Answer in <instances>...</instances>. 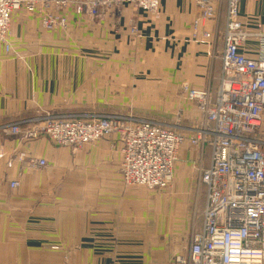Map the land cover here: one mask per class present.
I'll return each instance as SVG.
<instances>
[{
	"label": "crops",
	"instance_id": "obj_1",
	"mask_svg": "<svg viewBox=\"0 0 264 264\" xmlns=\"http://www.w3.org/2000/svg\"><path fill=\"white\" fill-rule=\"evenodd\" d=\"M50 10L65 17L66 35L44 30L38 15L22 11L11 18L10 41L22 60L7 57L0 46V122L47 111L116 112L105 107L114 99L128 101L133 118L183 126L201 122L183 87L215 95L223 46L213 23L205 28L210 39L202 37L201 29L193 32L199 14L194 0H161L158 15L124 6L99 21L72 9ZM240 14L262 19L263 4L244 1ZM133 26L138 37L130 35ZM66 40L78 49L106 54L109 61L100 66L36 55L48 49L61 52ZM255 50L250 44L247 55L254 57ZM145 101L151 104L138 108ZM119 145L118 136H111L71 154L45 138L18 145L0 136V264H174L184 248L186 257L195 198L201 192L204 196L198 177L208 166L207 152L183 143L172 195L160 199L124 186ZM20 153L26 156L18 161ZM32 158L46 166H31ZM11 182L19 186L12 189Z\"/></svg>",
	"mask_w": 264,
	"mask_h": 264
},
{
	"label": "built area",
	"instance_id": "obj_2",
	"mask_svg": "<svg viewBox=\"0 0 264 264\" xmlns=\"http://www.w3.org/2000/svg\"><path fill=\"white\" fill-rule=\"evenodd\" d=\"M194 1L199 14L193 32L201 29L202 37L210 39L205 28L213 23L223 46L215 95L208 89L183 87L186 99L202 116L199 126L175 129L118 114H46L0 125V133L17 137L20 143L48 138L72 154L88 143L118 136L125 184L151 191L171 187L179 149L188 142L206 151L209 163L198 177L205 200L199 228L190 235L186 257H179L177 263L264 264V139L259 137L264 114V0H252L263 3L262 19L241 16L240 5L249 0ZM160 5L161 0H0V45L10 52L8 31L18 9L36 10L41 27L52 31L65 30L66 19L51 8L60 12L72 8L77 15L99 21L124 6L158 15ZM129 32L139 35L135 26ZM253 43L256 50L250 57L247 49ZM29 163L46 166L44 160L33 158ZM10 186L15 189L18 183Z\"/></svg>",
	"mask_w": 264,
	"mask_h": 264
},
{
	"label": "rangeland",
	"instance_id": "obj_3",
	"mask_svg": "<svg viewBox=\"0 0 264 264\" xmlns=\"http://www.w3.org/2000/svg\"><path fill=\"white\" fill-rule=\"evenodd\" d=\"M257 2H261V1H257ZM263 4V3H262ZM69 9H72V8H69ZM26 12V11H24L23 9H18V10H16L15 12H13V14H12V16L16 13V12ZM141 12H143L142 10H140ZM146 13V12H145ZM29 14H31V15H33V16H35V15H37L38 14V12H36V10L34 11V12H32V13H29ZM250 16H253V15H250ZM254 17V16H253ZM41 16H39V21H40V24H41ZM223 23H224V18H223V16L221 15V18H220V20H219V25H218V28H220V27H222L223 26ZM64 29H66V27L64 28ZM222 29V28H221ZM221 29H220V31H221ZM54 31H56V32H60L61 34H63V35H66L64 32H63V29H54V30H50L49 32H54ZM63 42V41H62ZM65 42H67V43H69V44H65L64 45V47L62 48V50H61V52H54V50H50V49H48V50H45L44 51V54L42 53H37L36 55H42L41 57H43V58H41V59H49V60H52V61H55V60H57V59H59V57H61L62 59H65V60H76V61H88V60H91V61H93V62H96L97 63V65H103V64H105V63H107L108 61H109V57H108V55H106V54H101V53H99V52H97V51H88V50H83V49H78L77 47H75V45H71V43L70 42H68L67 40L65 41ZM8 44L10 45V52H5L6 54H9V55H7V57H9V58H11V59H21L22 60V56H20V55H22V54H19L20 53V50L18 49H16L17 48V46H15V43H13V42H11L10 41V26H9V31H8ZM256 44V43H255ZM66 45H69V46H71V47H68V46H66ZM1 47H2V45H0ZM74 46V47H73ZM255 47H256V45H255ZM4 49V48H3ZM4 51H5V49H4ZM12 51V52H11ZM11 54V55H10ZM36 59V58H35ZM219 75H220V73H219ZM109 93H112L111 92V89H109ZM112 94H114V95H116L117 97L119 96V94L117 93V90H115V92H113ZM114 100H118V99H114ZM110 101V102H107V104H106V106L105 107H107L108 106V109L110 108V109H112V110H114V111H116V112H105V114H111V113H116V114H120V113H118V111L119 112H122L123 111V115L122 116H131V115H129L128 113H129V109H128V104H129V102L128 101ZM106 101V100H105ZM188 101V100H187ZM99 102V101H98ZM96 104H97V102H96ZM116 104H119L118 106L116 105ZM140 104H143V102L142 101H140ZM140 104H138V108H141V107H143V106H149L150 104H151V101H145V105H140ZM120 105H121V107H120ZM119 108H122V109H119ZM91 112H89V113H86V114H96V112H94V111H97V110H90ZM93 112V113H92ZM103 112V111H102ZM54 113V115H58V114H55V112H53ZM46 114H50V113H48V111L46 112V113H43V114H41V116H42V118H44L45 117V115ZM80 114V113H79ZM141 115H143L144 116V114H142V113H140ZM50 115H52V114H50ZM145 117V116H144ZM163 118H165V116H163ZM141 119H144V120H150V119H147V118H141ZM201 119H202V116H201ZM155 121V120H154ZM158 122H160V121H158ZM7 123H12V122H0V125H5V124H7ZM162 123H164V121H162ZM166 124H169L168 122H166ZM172 124V126H174V128L175 129H177V128H190V127H196V126H199L200 125V123L198 124V125H190V126H183L182 124H180V122H177V123H171ZM25 126H27V125H25ZM24 126V127H25ZM184 133V132H183ZM187 132H185V134H186ZM2 135H4V134H2V133H0V136H2ZM5 136H7V137H9V138H14V139H16L17 140V142H18V145H21V144H24V143H20V139L19 138H17V137H15V136H11V135H5ZM187 136H189V134L187 135ZM111 137V136H110ZM261 139H264L263 137H262V132H261V136H259ZM108 138V137H107ZM119 138V137H118ZM39 139H42V138H39ZM45 139H47L50 143H51V141L48 139V138H45ZM103 139H106V138H103ZM103 139H101V140H103ZM37 140V139H36ZM100 141V140H99ZM28 142H31V141H28ZM28 142H26V143H28ZM96 142H98V141H95V142H91V143H88V144H86V145H89V144H95ZM119 142H120V140H119ZM53 146H55V147H57V148H60L59 146H56V145H54L53 143H51ZM121 147H122V145H121V142H120V145H119V148H118V157H119V173L121 172L120 171V168H121V163H122V154H121ZM69 150V149H68ZM72 154V153H71ZM26 155L24 154V153H20V154H17V156H16V159L18 160V161H21V160H24V157H25ZM72 156H74V155H72ZM34 159V158H33ZM35 161H37L36 159H34ZM28 162H29V160H28ZM208 163H209V160H208ZM30 164V163H29ZM31 165V164H30ZM32 166V165H31ZM174 171H175V167H174ZM120 175H121V178H122V182H123V184H124V186L125 187H140V188H142V189H144L146 192H148V194H149V196H156L157 198H168L169 197V195H172L171 193H170V190L172 189L173 190V185H171L172 187H170L168 190H165V191H161V190H155V191H151V190H148L146 187H143V186H137V185H135V186H127L126 184H125V182H124V178H123V176H122V174L120 173ZM173 179H174V176H173ZM18 183V182H17ZM11 184V183H10ZM171 184H173V180H172V183ZM18 186H19V183H18ZM11 187V186H10ZM201 189H202V187H200ZM202 191V190H201ZM168 195V196H167ZM172 197V196H171ZM204 203H205V200H204V196H203V194H202V192L195 198V204L193 205V212H192V214H191V216H192V220H191V223H190V230H189V235H191V233L192 232H194V231H196L198 228H199V218H201V215H202V212H203V207H204ZM165 231V230H164ZM165 232H167V231H165ZM162 237H163V235H161ZM189 242H190V239H189ZM49 248V247H48ZM52 248H54V247H52ZM185 249V248H184ZM184 249H183V253H181V255H177V256H175V258H174V264H178L177 263V259L179 258V257H181V258H185L183 255L185 254L184 253ZM51 252H53V250L51 249ZM183 256V257H182ZM64 264H67L66 263V260H65V262H64Z\"/></svg>",
	"mask_w": 264,
	"mask_h": 264
},
{
	"label": "bare ground",
	"instance_id": "obj_4",
	"mask_svg": "<svg viewBox=\"0 0 264 264\" xmlns=\"http://www.w3.org/2000/svg\"><path fill=\"white\" fill-rule=\"evenodd\" d=\"M181 148V147H180ZM178 156V155H177Z\"/></svg>",
	"mask_w": 264,
	"mask_h": 264
}]
</instances>
